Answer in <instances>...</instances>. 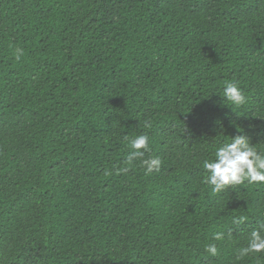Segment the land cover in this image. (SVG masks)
<instances>
[{"label":"trees","instance_id":"16d2710c","mask_svg":"<svg viewBox=\"0 0 264 264\" xmlns=\"http://www.w3.org/2000/svg\"><path fill=\"white\" fill-rule=\"evenodd\" d=\"M238 134L264 148V0H0V264H264V184L204 182Z\"/></svg>","mask_w":264,"mask_h":264},{"label":"clouds","instance_id":"9594fccd","mask_svg":"<svg viewBox=\"0 0 264 264\" xmlns=\"http://www.w3.org/2000/svg\"><path fill=\"white\" fill-rule=\"evenodd\" d=\"M22 54L21 49H17L16 58ZM222 97L224 103L233 108H239L246 104L247 98L239 87L238 82H226L223 88ZM223 127V125H222ZM239 132H242L239 125H235ZM227 137V136H226ZM225 140L215 151V158L205 160L203 167L207 171L204 182L212 187L215 193L223 192L229 186L248 184H264V148H258L252 144L250 138L243 134H238ZM131 149L127 155V164L131 166L133 162L140 161L146 174L159 171L162 160L159 156L147 157L150 151L149 137L141 134L130 141ZM127 172L128 168L121 169ZM243 216L234 217L232 224L239 226L244 222ZM224 238V233L216 232L213 240L220 241ZM205 252L212 257L218 255V247L215 243L205 245ZM264 252V221L251 229L246 244L238 250V258H243L250 254Z\"/></svg>","mask_w":264,"mask_h":264}]
</instances>
